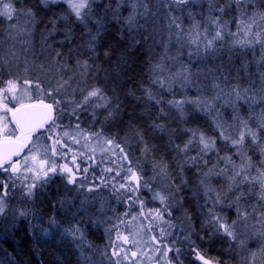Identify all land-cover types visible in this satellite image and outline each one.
<instances>
[{"label":"snow or ice","instance_id":"snow-or-ice-1","mask_svg":"<svg viewBox=\"0 0 264 264\" xmlns=\"http://www.w3.org/2000/svg\"><path fill=\"white\" fill-rule=\"evenodd\" d=\"M176 85L197 94L165 101ZM129 97L151 123L129 116L121 136L111 129ZM185 105L209 118L212 135L183 128L175 142L171 109L184 122ZM157 132L171 163L155 157ZM57 178L53 207L70 218L34 224L36 196ZM9 217L28 227L19 240L0 234L16 240L0 247V264H24L37 232L40 243L70 239L83 264H264V0H0V221ZM85 225L103 226L102 249ZM217 240L228 260L209 255Z\"/></svg>","mask_w":264,"mask_h":264},{"label":"trees","instance_id":"trees-1","mask_svg":"<svg viewBox=\"0 0 264 264\" xmlns=\"http://www.w3.org/2000/svg\"><path fill=\"white\" fill-rule=\"evenodd\" d=\"M38 37L39 35L36 34L35 38L37 39ZM215 63H219V60L215 61ZM102 66L104 68L108 67L107 64H103ZM207 66H211V65H207ZM99 76H100V82H103L104 73L101 72ZM109 87H111V85H109ZM162 95L164 96L165 101L169 99L165 91L162 92ZM123 103L126 108V112L123 114L124 124L113 127L111 131L113 132L119 131L120 135L123 136L126 131V125L129 122L128 120L129 116H134L139 125L147 128V125L150 124L151 121L149 120L148 115H143V116L141 115V113L144 112L146 105L143 102L134 101L130 97L124 99ZM164 106L168 107L167 104H165ZM149 107L151 109V114L154 117L156 114L157 106L150 105ZM170 126L177 130L175 135L173 136V139L175 140L176 143H182L188 137V133L181 131V129L183 128H200L201 130L207 132L209 135L213 134V132L211 131L212 129L207 123V121L203 117L194 116L192 113H188L187 118L184 122H180L179 119L172 120ZM148 138L151 144L156 145L155 157L157 159L163 158L164 160L171 163L172 156L174 155V153L171 150L166 149V145L168 142L167 134H162L157 132L155 135H153L149 133ZM132 149L135 150V153L139 154L135 142H132ZM221 151H223L222 147H221ZM149 160H151V157H149ZM214 160L215 157L213 156L212 161ZM144 163L149 164L148 165L149 169L151 168L150 163H148L147 161H145ZM194 172H195L194 169H190L186 173L187 178L191 182L189 184V189L186 190L189 192V194L192 186L196 183V177L194 175ZM56 199H57L56 193H54L51 188L44 189L38 192L36 196V200L34 202L35 214L40 218L37 224H40L41 226H46L48 218L53 215H56L57 219L62 224L64 223V219L66 220L69 218V215L66 214L65 209L60 208L58 205L56 207H53V205L56 203ZM201 203H203L202 200ZM45 222L46 224L44 225ZM18 227L19 228L17 230L11 231V232H17V231L19 232L20 235L17 237V240H19L20 237H23L24 232L27 229V226L24 222H19ZM85 227L87 230L86 234L88 241H90L94 245H99L101 239L99 232L92 229L88 225H85ZM4 232H5V228L3 227L2 231H0V234ZM40 239H41V233L39 232L36 233L35 239L29 238L28 240L24 241L25 252L20 254L21 260L24 261V264H55L56 260L62 261V264H83V260L82 258H80L79 253L77 252L76 245L70 239H61V237L58 235L54 236L53 238H43L46 241L45 243H40L39 242ZM2 243H3L2 247L8 250H11V247L16 246V240H13L11 236H9L7 243L5 242ZM34 244L35 247H33ZM205 247L209 249V255L221 256V258L228 260V255L225 254V246L219 240L215 241L210 247L208 245H205ZM191 259H192L191 256H188L185 259V264H189ZM230 264H238V261L232 260L230 261Z\"/></svg>","mask_w":264,"mask_h":264},{"label":"rangeland","instance_id":"rangeland-1","mask_svg":"<svg viewBox=\"0 0 264 264\" xmlns=\"http://www.w3.org/2000/svg\"><path fill=\"white\" fill-rule=\"evenodd\" d=\"M230 27H232L233 30H234V26H231L230 25ZM36 34L39 35V33H36ZM39 37L37 39L34 37V39H35V41L37 42V45H38L37 51L39 50V46H40ZM258 53H259V49H257V55H258ZM247 59H249V60L252 59V53H251V51H249L248 56H247ZM253 68L255 70V66L254 65H253ZM166 93H167V97L169 99H173V98H175V99H181L184 95H187V97L191 98V97H193V96H195L197 94L196 91H195V88H191V89H186L185 90V89H181L178 85L174 86L173 91L171 93H169V92H166ZM185 110L188 113H192L194 116L203 117L207 121V123L209 124V126L212 129L211 131L213 132V128L211 126V121L209 120V118L207 116H205L203 113H200V112L196 111V109H195V107L193 105H185ZM221 111L223 113L224 119L230 121V118H231V109L230 108H222ZM171 112L173 113V115H176V117H177L176 120H178L179 118H178V114L176 113V110L175 109H171ZM243 112H244L245 115H247V109H244ZM210 135H212V134H210ZM218 146H221L223 148V151H221V155L225 154L226 149L223 147V145H220L219 144ZM133 151L135 153V150H133ZM135 155L136 156H139V154H137V153H135ZM69 159H70V156H69ZM254 159H258V156H255ZM148 165L149 164H146L145 163V172L147 174V178H150L152 176V170H151V168L149 169V166ZM213 184H214L215 187H220V182L217 181L215 178H213ZM57 185H59V178H57L55 184H53L51 186V189L53 190L54 193H56ZM146 198L150 199V194H147ZM11 203L13 205H15L16 204V201L13 200V201H11ZM97 207H98V205H97ZM224 211H225V214H227L230 219L234 218L235 214H234V211L233 210L225 209ZM69 218H70V215H69ZM68 219H66V220L64 219V223L63 224H66V222H67ZM19 222L20 221H17L16 222V227L13 229V228H11V219H10V217L8 219L2 220V221H0V231H2V228L3 227L5 228V231H10L11 232V231L17 230L19 228L18 227V223ZM23 222L28 227L27 221H23ZM37 222H38V220H33V223L34 224H37ZM45 224H46V222L44 223V225ZM88 226H90V225H88ZM91 228L94 229V230H96L97 232H99L100 238H101L100 239V244L99 245H95V246L97 248H99V249H102L103 246H104V244L106 243V240H105V237H104L103 226H101L98 229L97 228H93V227H91ZM37 233H39V232H37ZM2 242H4V239H3L2 236H0V247L3 246V243ZM251 246L254 247L255 245H251ZM91 255H92V259L94 261H97V260L100 259V257L98 256V254H91Z\"/></svg>","mask_w":264,"mask_h":264}]
</instances>
